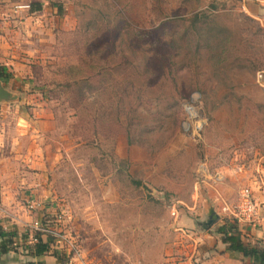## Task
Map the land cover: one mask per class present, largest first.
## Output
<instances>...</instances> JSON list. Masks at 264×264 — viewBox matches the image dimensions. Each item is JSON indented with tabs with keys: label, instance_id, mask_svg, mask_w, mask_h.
<instances>
[{
	"label": "rangeland",
	"instance_id": "1",
	"mask_svg": "<svg viewBox=\"0 0 264 264\" xmlns=\"http://www.w3.org/2000/svg\"><path fill=\"white\" fill-rule=\"evenodd\" d=\"M242 2L56 0L30 74L0 84L18 99L0 102L14 255L32 263L39 233L57 264H168L244 189L259 215L264 24Z\"/></svg>",
	"mask_w": 264,
	"mask_h": 264
},
{
	"label": "crops",
	"instance_id": "2",
	"mask_svg": "<svg viewBox=\"0 0 264 264\" xmlns=\"http://www.w3.org/2000/svg\"><path fill=\"white\" fill-rule=\"evenodd\" d=\"M55 2L56 0H0V66L6 69L11 77L21 78L32 71L33 62L30 60L37 58V54L46 47L47 41L44 38L55 31V21L60 18L61 5ZM36 6H40V10H34ZM241 7L247 15L264 24V0H243ZM258 201L262 204V209L257 222L237 223V226L239 238L244 245L264 249V194L258 196ZM220 223L207 231H191L187 241L190 246H185V243L180 241L178 246L175 244L179 249L176 256L165 261H168V264H255L251 258L229 251L227 244L221 242V236L215 233ZM183 225L195 229L193 220L182 222ZM5 228L0 222V235H4L0 240L9 238L13 241L12 246L16 245L14 241H20L19 234L12 231L8 233L10 231ZM25 258L27 259L25 256L14 255L11 249L6 255L0 256V264H57L53 262L55 259L50 256V252L32 256V263H27Z\"/></svg>",
	"mask_w": 264,
	"mask_h": 264
},
{
	"label": "trees",
	"instance_id": "3",
	"mask_svg": "<svg viewBox=\"0 0 264 264\" xmlns=\"http://www.w3.org/2000/svg\"><path fill=\"white\" fill-rule=\"evenodd\" d=\"M40 10V6H36V9ZM11 75L6 72V69L0 66V81L7 82ZM215 233L221 236V242L227 244L229 251L241 253L244 257L251 258L255 264H264V249L251 247L244 245L239 238V230L236 221L233 219L224 218L220 225L216 228ZM50 235V234H49ZM1 238L4 235H0ZM36 243L32 246L33 256H41L48 253L50 250V243L52 238L48 237L43 240L39 233L34 235ZM13 241L9 238L0 240V256L6 255L9 250L12 249Z\"/></svg>",
	"mask_w": 264,
	"mask_h": 264
},
{
	"label": "built area",
	"instance_id": "4",
	"mask_svg": "<svg viewBox=\"0 0 264 264\" xmlns=\"http://www.w3.org/2000/svg\"><path fill=\"white\" fill-rule=\"evenodd\" d=\"M221 211L226 213V215L228 214L227 216L236 221V223L252 224L258 218V205L254 202L249 189H244L241 192L240 201L234 210L226 205L221 208ZM172 214L175 213L172 212ZM34 225V228L39 232L50 235L54 233L47 226L38 227L37 222Z\"/></svg>",
	"mask_w": 264,
	"mask_h": 264
},
{
	"label": "water",
	"instance_id": "5",
	"mask_svg": "<svg viewBox=\"0 0 264 264\" xmlns=\"http://www.w3.org/2000/svg\"><path fill=\"white\" fill-rule=\"evenodd\" d=\"M11 97V98H10ZM0 101L5 100L7 101L8 99H16V97L11 96L10 93L5 91L1 86H0ZM218 220H220V216L218 213H216L214 210L210 208L209 212L207 213V219L205 221L199 222L197 226L200 228V231H207L209 230Z\"/></svg>",
	"mask_w": 264,
	"mask_h": 264
}]
</instances>
